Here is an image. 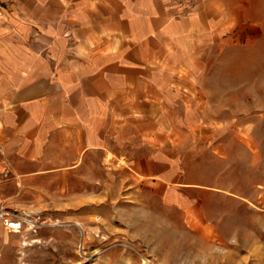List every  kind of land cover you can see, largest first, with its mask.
<instances>
[{
	"label": "rangeland",
	"instance_id": "obj_1",
	"mask_svg": "<svg viewBox=\"0 0 264 264\" xmlns=\"http://www.w3.org/2000/svg\"><path fill=\"white\" fill-rule=\"evenodd\" d=\"M204 12L215 24L169 59L172 182L107 176L96 156L93 174L0 177V264H264V0Z\"/></svg>",
	"mask_w": 264,
	"mask_h": 264
},
{
	"label": "crops",
	"instance_id": "obj_2",
	"mask_svg": "<svg viewBox=\"0 0 264 264\" xmlns=\"http://www.w3.org/2000/svg\"><path fill=\"white\" fill-rule=\"evenodd\" d=\"M206 1L0 0V177L93 174L96 156L172 182L169 59L215 24Z\"/></svg>",
	"mask_w": 264,
	"mask_h": 264
},
{
	"label": "built area",
	"instance_id": "obj_3",
	"mask_svg": "<svg viewBox=\"0 0 264 264\" xmlns=\"http://www.w3.org/2000/svg\"><path fill=\"white\" fill-rule=\"evenodd\" d=\"M1 219L8 232H20L26 221H28L26 218L19 217L5 209H1Z\"/></svg>",
	"mask_w": 264,
	"mask_h": 264
}]
</instances>
